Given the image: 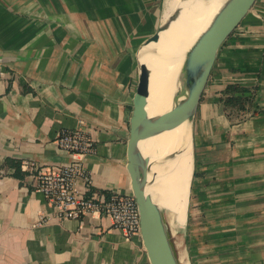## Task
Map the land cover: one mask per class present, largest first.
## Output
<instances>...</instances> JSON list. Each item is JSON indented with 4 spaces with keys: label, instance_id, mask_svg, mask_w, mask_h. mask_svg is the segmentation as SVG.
<instances>
[{
    "label": "crops",
    "instance_id": "obj_1",
    "mask_svg": "<svg viewBox=\"0 0 264 264\" xmlns=\"http://www.w3.org/2000/svg\"><path fill=\"white\" fill-rule=\"evenodd\" d=\"M164 3L0 0V264H149L140 237L106 217L54 219L22 163H79L90 191L129 193L136 53ZM230 86L253 91L259 112L228 117L221 98ZM76 127L93 141L92 154L58 148L59 133ZM193 151L190 206L200 234L192 239L190 223L191 264H264V0L220 52L195 115ZM88 187L77 180L78 193Z\"/></svg>",
    "mask_w": 264,
    "mask_h": 264
},
{
    "label": "water",
    "instance_id": "obj_2",
    "mask_svg": "<svg viewBox=\"0 0 264 264\" xmlns=\"http://www.w3.org/2000/svg\"><path fill=\"white\" fill-rule=\"evenodd\" d=\"M260 0H228L214 14L206 29L196 38L186 51L174 80L171 107L168 111L149 116L146 111L148 98L149 70L138 60L141 48L157 43L159 34L176 20L180 11L176 10L166 22H161L156 32L144 41L136 53L137 82L132 98V113L129 121V139L126 149V173L129 194L134 198L140 217V241L149 264H182L187 258V229L189 195L185 214V224L172 236L163 212L146 193L150 183V163L139 148L141 141L173 130L183 123L190 125L193 171V123L200 99L210 74L223 47L243 28L244 23L256 10ZM189 264V262L187 261Z\"/></svg>",
    "mask_w": 264,
    "mask_h": 264
},
{
    "label": "bare ground",
    "instance_id": "obj_3",
    "mask_svg": "<svg viewBox=\"0 0 264 264\" xmlns=\"http://www.w3.org/2000/svg\"><path fill=\"white\" fill-rule=\"evenodd\" d=\"M227 1H166L161 22H166L176 10L180 13L159 34L157 43L143 47L139 60L149 70L146 105L149 116L160 115L170 109L174 80L184 54ZM139 148L150 163V183L146 193L163 212L172 236L177 237V231L185 224L193 171L190 125L183 123L173 130L141 141Z\"/></svg>",
    "mask_w": 264,
    "mask_h": 264
},
{
    "label": "built area",
    "instance_id": "obj_4",
    "mask_svg": "<svg viewBox=\"0 0 264 264\" xmlns=\"http://www.w3.org/2000/svg\"><path fill=\"white\" fill-rule=\"evenodd\" d=\"M56 144L60 150L71 155L86 156L94 151L93 141L80 127L61 131ZM22 166L36 173V190L53 209L54 219L78 221L96 214L109 219L112 226L127 238L140 237L139 212L131 194L90 191L86 171L79 163L53 169H38L28 162H23ZM78 179L88 187L84 195L76 190ZM47 220L40 217V222Z\"/></svg>",
    "mask_w": 264,
    "mask_h": 264
},
{
    "label": "trees",
    "instance_id": "obj_5",
    "mask_svg": "<svg viewBox=\"0 0 264 264\" xmlns=\"http://www.w3.org/2000/svg\"><path fill=\"white\" fill-rule=\"evenodd\" d=\"M225 97L221 98V103L226 111L228 117L242 111H247L250 107L254 109V114L258 113V109L254 106V92L249 89L238 88L230 86L224 91ZM257 109V110H256ZM15 172L13 174L16 178H21L20 163L14 164ZM195 174H193L194 178Z\"/></svg>",
    "mask_w": 264,
    "mask_h": 264
},
{
    "label": "rangeland",
    "instance_id": "obj_6",
    "mask_svg": "<svg viewBox=\"0 0 264 264\" xmlns=\"http://www.w3.org/2000/svg\"><path fill=\"white\" fill-rule=\"evenodd\" d=\"M166 1L165 0V3H164V9L166 8ZM194 165H195V161H194ZM191 190H192V184H191V188H190V195H189V213H188V229H187V238H188V235H189V224L191 223L192 225V229H191V234H192V239L193 237H197L199 238V234H200V226L198 225L197 226V221L199 220V214L197 213L196 209H195V206H190L191 204V199H193L192 197V194H191ZM192 219V221H191ZM195 242H192V245L189 247L188 243H187V258L186 256L185 257H182V263L184 264V261L186 262L187 264V260L189 262V264H191V257H192V260H193V257L194 256H190L189 254V249H191V247L194 249V244Z\"/></svg>",
    "mask_w": 264,
    "mask_h": 264
}]
</instances>
